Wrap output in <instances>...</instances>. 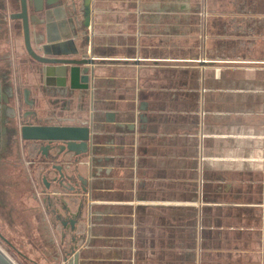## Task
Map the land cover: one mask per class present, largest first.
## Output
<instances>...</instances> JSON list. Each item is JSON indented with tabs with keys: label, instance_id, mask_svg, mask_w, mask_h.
Listing matches in <instances>:
<instances>
[{
	"label": "crops",
	"instance_id": "1",
	"mask_svg": "<svg viewBox=\"0 0 264 264\" xmlns=\"http://www.w3.org/2000/svg\"><path fill=\"white\" fill-rule=\"evenodd\" d=\"M89 5L85 25L84 0H28L37 53L93 60L87 89L25 48L16 72L40 76L20 93L24 120L92 134L79 156L19 140L58 250L44 259L74 249L79 264H264V0ZM52 163L72 177L65 188Z\"/></svg>",
	"mask_w": 264,
	"mask_h": 264
},
{
	"label": "rangeland",
	"instance_id": "2",
	"mask_svg": "<svg viewBox=\"0 0 264 264\" xmlns=\"http://www.w3.org/2000/svg\"><path fill=\"white\" fill-rule=\"evenodd\" d=\"M12 8L15 6L10 4L9 10L12 11ZM201 18L204 17L201 16ZM16 24L18 28L16 31L17 43L10 39V35L6 37V25L3 27L4 32H0V46L4 45L0 47V74L6 70L10 71V85L16 89L11 98V107L15 109L19 118L28 122L20 115L23 108H27L24 107L22 100H19L20 93L23 88L28 89V84L37 81L40 76L14 75L15 72H18L19 64L24 63L23 58L26 57L20 22H16ZM49 105V102H46V109L50 107ZM18 117L14 119L16 124L23 123ZM45 121L51 122V119L40 118L37 122L44 124ZM26 160L23 151L21 152L18 147V152L16 149L13 153L8 151L0 161V248L16 264H49V260L58 253V250L54 245L53 233H51L50 227L48 229L47 222L41 219L40 209L33 198L35 182H33L32 176L35 174V179H38L37 172L40 169L34 163L35 161H30L33 165L25 166ZM35 179L34 181H37ZM45 256L49 260L44 259Z\"/></svg>",
	"mask_w": 264,
	"mask_h": 264
},
{
	"label": "water",
	"instance_id": "3",
	"mask_svg": "<svg viewBox=\"0 0 264 264\" xmlns=\"http://www.w3.org/2000/svg\"><path fill=\"white\" fill-rule=\"evenodd\" d=\"M20 1V10L9 15L10 19H18L21 21L22 35H23V45L27 54L34 60L45 63V64H62L68 66V70L62 67V71H68L69 86L73 89H87L89 88V72L91 71L88 67L93 63V60L89 57L81 58H57V57H47L45 55L38 54L31 45V35H30V25L29 17L27 12V0ZM84 24L88 25L90 19V5L89 0H84ZM65 76V75H62ZM1 91V89H0ZM25 98L27 96V91L25 90ZM0 96L6 100V95L0 92ZM19 135L22 140L25 141H40L43 142L41 146V151L46 152L48 148L57 146L58 151L73 153L77 156L85 154L91 150L92 146V134L90 132V126L86 125H55V124H33L24 123L19 127ZM57 142V144H54ZM52 161L49 158L47 162L44 163V167ZM51 167L57 171V177L55 181L60 187L65 188V181H70L72 177L66 175L63 171V167L57 163H52ZM42 181L48 188V183L46 182V177H42ZM85 183V181H84ZM85 190L84 187H82ZM71 225L72 220L68 221ZM64 223V222H63ZM78 253L72 249L70 252H65L61 264H79L78 263ZM0 264H16V262L7 255L0 248Z\"/></svg>",
	"mask_w": 264,
	"mask_h": 264
},
{
	"label": "flooded vegetation",
	"instance_id": "4",
	"mask_svg": "<svg viewBox=\"0 0 264 264\" xmlns=\"http://www.w3.org/2000/svg\"><path fill=\"white\" fill-rule=\"evenodd\" d=\"M10 4L12 6L13 5L15 6V9L12 11L9 10ZM28 7L29 6L27 0V12H28ZM19 10H20L19 0H0V32L2 31L4 32L3 27L4 25H6L5 27L6 37H8L9 33H11L12 30L13 26L11 22L13 23L20 22V26H21L20 20L18 19L13 20L9 18V15L11 13L17 12ZM28 17H29V25H30L29 12H28ZM0 75H2L0 76V87H1L0 92L4 93V91H6V89L8 90V88H10L11 90V94H9V96L8 94L7 95L4 94L6 95V100H4L2 96H0V161H1L8 153V151L13 153V151L16 149V152H18V143L19 140H22L19 135V127L21 124L30 123V122H25L21 118H19L16 114L15 109L11 107L13 87L10 85V79H9L10 71L6 70ZM14 75H16V72L14 73ZM15 117H18L20 120L23 121V123L16 124V122L14 121Z\"/></svg>",
	"mask_w": 264,
	"mask_h": 264
}]
</instances>
